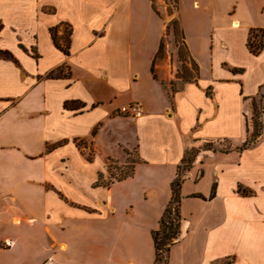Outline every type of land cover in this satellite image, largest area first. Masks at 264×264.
Here are the masks:
<instances>
[{
  "label": "crops",
  "instance_id": "1",
  "mask_svg": "<svg viewBox=\"0 0 264 264\" xmlns=\"http://www.w3.org/2000/svg\"><path fill=\"white\" fill-rule=\"evenodd\" d=\"M164 11L151 0H0L11 55L0 59V264H154L151 233L185 153L219 142L228 148L200 151L182 172L166 264H264V38L258 55L247 48L264 0H177L190 82L176 79ZM51 29L60 46L70 32L66 54ZM133 102L141 117L118 114ZM130 153V175L95 185Z\"/></svg>",
  "mask_w": 264,
  "mask_h": 264
},
{
  "label": "trees",
  "instance_id": "2",
  "mask_svg": "<svg viewBox=\"0 0 264 264\" xmlns=\"http://www.w3.org/2000/svg\"><path fill=\"white\" fill-rule=\"evenodd\" d=\"M151 2H152L153 9H155V6L153 5V0H151ZM50 33H51V38H52L54 45L66 54L67 46H68V37H69L70 32L69 31L65 32L63 46L59 45L58 39L55 34V29H51ZM263 38H264V30H250L248 41H247V48L252 55H258L260 51L262 50ZM180 42L185 51V54L188 57L186 47L183 43V35L181 31H180ZM162 49H163V44L161 43L159 46V55L161 54ZM1 58L11 59V55L6 51L0 50V59ZM179 58H180V55H179ZM190 63L193 67H195V65L191 61ZM59 76L60 74H56V75L50 74L49 75V77H59ZM186 78H187V81H183V82L193 81L194 74H191L190 72H188L186 75ZM186 78L178 77V74H176L177 80H180V79L184 80ZM174 85H175V82L174 81L171 82L170 91L176 90V87L174 88ZM63 108L66 110H79L83 108V105L79 102H65L63 104ZM192 161H193L192 158L189 157V151H187L181 161V166L178 167L177 173L170 184L171 196L159 219L158 229L151 233V237L153 241V248H154V264H166L167 263L169 249L179 237V234H180L179 203L181 199L180 186L182 182V172L186 170L187 168H189ZM95 185H97V183Z\"/></svg>",
  "mask_w": 264,
  "mask_h": 264
},
{
  "label": "rangeland",
  "instance_id": "3",
  "mask_svg": "<svg viewBox=\"0 0 264 264\" xmlns=\"http://www.w3.org/2000/svg\"><path fill=\"white\" fill-rule=\"evenodd\" d=\"M237 1V0H235ZM176 3V4H175ZM153 5L155 6V8L158 6H162L165 11H164V23L166 26V30H165V34L163 37V42L165 43L168 39L172 40L174 43V47L176 50V56H177V62L179 65V69L177 70L178 77L181 78H186V75L188 72H190L191 74H194L195 72V67H193L187 57V55L185 54V51L182 47V44L180 42V29H179V25L177 23V21L174 18V13L176 10V5H177V0L175 2V0H153ZM223 3H220V6H223ZM180 55V58H179ZM184 66V68H183ZM180 82L183 81H187L186 79H180ZM190 81V79H189ZM179 82V83H180ZM176 86L174 85V88ZM259 113L258 112L256 114V117L254 119V126L255 129L258 131L259 130ZM120 116H123L121 114H119ZM125 117V116H124ZM84 147H86V145H84ZM228 148V145L226 144V142H219V143H204L203 145H201L198 148H194L189 150V157L192 158V160L195 158L196 155H198V153L200 151H204V150H226ZM85 154H87L88 156H91V152H85ZM130 156L127 157L126 161L124 164H115L113 162H109L107 165V171L105 174H102L101 177H99L98 181H97V185H107L108 183L115 181V180H119L122 179L128 175H130L133 164L136 161L135 158V154L134 153H130ZM54 161V160H53ZM42 160H36L34 162H32L30 165V167H34L36 169H40L43 166L41 165ZM56 163V162H55ZM54 165V164H53ZM78 166H80L78 164V160L75 158H71L70 159V163L68 165V167L70 169L72 168H77Z\"/></svg>",
  "mask_w": 264,
  "mask_h": 264
},
{
  "label": "built area",
  "instance_id": "4",
  "mask_svg": "<svg viewBox=\"0 0 264 264\" xmlns=\"http://www.w3.org/2000/svg\"><path fill=\"white\" fill-rule=\"evenodd\" d=\"M118 114L126 117L138 118L143 115V108L139 103H129L118 109ZM260 120L264 123V108L259 113Z\"/></svg>",
  "mask_w": 264,
  "mask_h": 264
}]
</instances>
